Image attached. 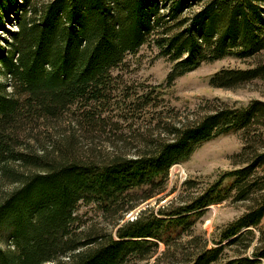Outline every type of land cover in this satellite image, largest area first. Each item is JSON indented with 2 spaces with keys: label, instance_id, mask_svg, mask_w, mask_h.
Listing matches in <instances>:
<instances>
[{
  "label": "trees",
  "instance_id": "1",
  "mask_svg": "<svg viewBox=\"0 0 264 264\" xmlns=\"http://www.w3.org/2000/svg\"><path fill=\"white\" fill-rule=\"evenodd\" d=\"M10 14L9 52H0V264H264L253 231L264 213V100L216 99L169 121L151 112L160 86L112 74L146 45L170 63L166 87L226 55L246 65L218 69L212 87L264 82V0H0L1 30ZM64 115L86 148L60 139ZM147 115L154 128L136 145L114 134L119 121ZM229 131L242 133L237 168L209 184L188 177L166 204L125 220L165 191L171 165ZM102 139L112 148H95ZM231 191L247 212L209 238L197 233L206 208ZM80 205L102 226L86 225Z\"/></svg>",
  "mask_w": 264,
  "mask_h": 264
},
{
  "label": "rangeland",
  "instance_id": "2",
  "mask_svg": "<svg viewBox=\"0 0 264 264\" xmlns=\"http://www.w3.org/2000/svg\"><path fill=\"white\" fill-rule=\"evenodd\" d=\"M42 1L49 0H38V2ZM13 17L14 15L12 14L8 15V19L3 25L5 30L0 29L1 53L9 52L7 44L9 41L8 31L15 29ZM156 54L157 48L155 46L147 47L143 45L135 54L126 57L128 66L123 67V69H115L112 74L120 76L125 84L133 82L135 85L142 83L144 84L143 86H160L159 90L162 92L163 103L152 109L151 112L154 110L161 112L163 116L170 117L169 121L173 120L171 116L175 114L179 116L177 118H188L200 114L203 112L206 102L210 103L216 101V99L218 102L227 104L246 103L252 99L264 100V82L260 80H254L235 89L212 87L209 84V76L222 67H245L246 61L233 55H226L212 62L201 63L195 69L177 77L171 86L166 87L165 79L170 70V63L161 57H156ZM259 57L264 58V52ZM151 116L153 115L129 116L125 121L118 122L120 131L114 134L119 135L122 133L126 135L127 142H133L136 145L138 142L136 139H138L140 134L145 133L151 127L154 128V120H152ZM69 118L71 117L64 115L61 120H57L60 125L57 129V133L59 132L58 136H60V139H72L76 143L71 140L70 142L74 145L77 144L79 146L77 148H86L85 140L80 138L77 128H75ZM112 119L115 120L114 117ZM111 138L115 139L112 135ZM117 144L119 147L116 148H132L129 147L130 143L123 147L120 143ZM95 145V148H101L105 151L108 148H112L103 139L96 140ZM242 145L241 131H229L219 134L211 140L202 143L186 160L170 166L165 191L128 212L125 215V220L135 218L138 211L144 207L149 206L156 209L166 204L168 200L180 193V185L188 177L197 178L202 184H209L222 173L237 168L239 164L235 163L239 158L236 157V154L240 153ZM256 171L260 174L264 173V169L261 168ZM173 189L172 193L167 194ZM248 204V200L236 199L233 191H231L225 200L206 208L195 225V231L204 233L209 238L212 233L217 232L221 227L246 213ZM77 213L87 220L86 225L88 226H102L100 224H103L101 216L90 205H80ZM92 223L94 224L91 225ZM253 231L256 236H261L264 239V213L260 219V224ZM262 245L263 242L261 241L258 246Z\"/></svg>",
  "mask_w": 264,
  "mask_h": 264
}]
</instances>
